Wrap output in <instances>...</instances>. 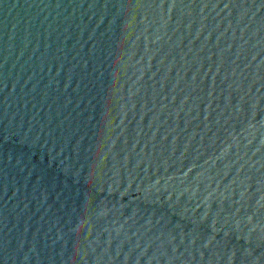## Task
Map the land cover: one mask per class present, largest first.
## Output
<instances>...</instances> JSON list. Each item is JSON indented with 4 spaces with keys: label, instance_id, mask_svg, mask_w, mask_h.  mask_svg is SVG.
Instances as JSON below:
<instances>
[{
    "label": "water",
    "instance_id": "obj_1",
    "mask_svg": "<svg viewBox=\"0 0 264 264\" xmlns=\"http://www.w3.org/2000/svg\"><path fill=\"white\" fill-rule=\"evenodd\" d=\"M0 264H264V0H0Z\"/></svg>",
    "mask_w": 264,
    "mask_h": 264
}]
</instances>
